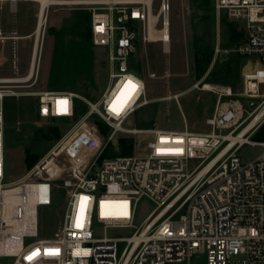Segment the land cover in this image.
Segmentation results:
<instances>
[{
  "label": "built area",
  "instance_id": "1",
  "mask_svg": "<svg viewBox=\"0 0 264 264\" xmlns=\"http://www.w3.org/2000/svg\"><path fill=\"white\" fill-rule=\"evenodd\" d=\"M154 1L91 0L79 5L90 12L92 45L107 50L110 65V84L99 101L86 102L88 114L110 127L108 141L118 132L152 136L146 155L134 150L100 161L97 156L79 176L65 177L71 167L58 165L52 151L22 178L4 182L0 107V258H11V264H190L192 254L203 252L206 264H264V140H249L264 123V93L259 91L264 84V0L213 2L217 18L242 21L245 31L244 41L234 49H221L217 43L214 56L234 52L257 57L259 66L243 74L238 92L230 86L209 90L217 99L205 120L207 132H192L186 126L183 130L123 127L149 103L144 81L130 70L138 44L159 42L167 52L170 43V0H159L155 12ZM149 12L154 21L150 22ZM150 26L163 31L161 39L148 38ZM4 39L0 31V41ZM29 74L27 68L23 76ZM9 84L13 83H0V89L11 88ZM6 96L7 91H0V100ZM77 97L69 91H40L37 115L45 120L70 119ZM241 99L250 102V111ZM93 136L95 129L88 125L62 145L72 164L79 155L74 158L69 146L79 138L74 151L80 154L91 146V158L99 147ZM244 144L258 145L262 152L242 161L237 152ZM58 189L65 201L60 222L54 236L41 237L40 209L52 205ZM143 197L155 207L135 226L137 203ZM99 227L133 232L127 237H97ZM50 249L58 253L47 254ZM37 251L33 259H26Z\"/></svg>",
  "mask_w": 264,
  "mask_h": 264
},
{
  "label": "rangeland",
  "instance_id": "2",
  "mask_svg": "<svg viewBox=\"0 0 264 264\" xmlns=\"http://www.w3.org/2000/svg\"><path fill=\"white\" fill-rule=\"evenodd\" d=\"M214 0H170V43L164 52L159 42L138 44L130 59V70L145 83V98L149 103L137 110L123 124L128 129L183 130L207 132L206 118L213 113L216 95L202 87L230 86L240 91L243 74L259 66L257 57H247L234 52L214 56L218 43L221 49H234L245 39L244 23L219 18L213 9ZM159 0H155V12ZM38 3L33 1L1 2L0 31L5 38L0 41V78H15L26 74L37 22ZM90 12L77 5L52 6L46 12L39 43L38 75L30 82L9 84L8 96L0 100L4 113L3 159L5 181L22 178L29 168L52 151L56 163L71 167L65 177L79 176L90 162L102 158L130 155L135 150L146 155V144L152 140L148 134L133 136L118 132L108 141L111 129L95 115H89L86 102L99 101L109 82L108 52L91 42ZM236 32V33H235ZM238 32V33H237ZM199 41L211 54L204 71L195 68L194 42ZM37 67V63H36ZM12 83V82H11ZM2 86V85H0ZM40 91H69L75 99L74 116L70 119H41L37 115V94ZM264 93V84L259 87ZM175 96H177L175 98ZM250 111V102L241 99ZM95 129L93 139L98 148L91 158V146L79 154L75 147L79 138L69 146L74 158L72 164L61 149L81 129ZM223 133H226L223 132ZM250 141L264 140V123L249 136ZM92 144V143H91ZM128 146V147H127ZM73 147V148H72ZM77 149V148H76ZM81 149V148H80ZM262 152L258 145L244 144L237 152L242 161H248ZM88 161H85L87 160ZM30 165V166H29ZM64 192L56 190L52 205L40 209V226L44 236H54L64 208ZM155 204L143 197L137 203L135 226L154 209ZM131 229L99 227L97 237L114 238L130 236ZM11 258H0V264H11ZM190 264H206L203 252L191 255Z\"/></svg>",
  "mask_w": 264,
  "mask_h": 264
},
{
  "label": "bare ground",
  "instance_id": "3",
  "mask_svg": "<svg viewBox=\"0 0 264 264\" xmlns=\"http://www.w3.org/2000/svg\"><path fill=\"white\" fill-rule=\"evenodd\" d=\"M17 2V1H33L38 3V12H37V22H36V28L34 31V41H33V45L31 48V56H30V64L28 66V70H30V74L27 75V77L23 76V77H17V78H13L10 80H3V79H7V78H0V83H13V82H20V83H25V82H30L31 80L34 79V75L36 72V63H37V58H38V48H39V43H40V36H41V32H42V27L43 24L45 22V17H46V12L47 10L52 7V6H68V5H85V4H91L92 2H90L91 0H0L1 2ZM148 2H150V0H148ZM156 18L155 16L149 12V20L154 21ZM163 32V31H162ZM160 31H157L156 28H153L152 26L149 27L148 29V33L147 36L150 40H157V39H161V33ZM164 32L168 33V29H165ZM165 37H167V35H164ZM212 87L205 85L204 87H202L203 90H210ZM177 96H175L176 98ZM253 123V122H252ZM251 123V124H252ZM251 124L245 128L242 132V134L247 131L249 129V127L251 126ZM241 134V136H242ZM232 142L235 140V138H231ZM232 146V144L228 145L227 148H230Z\"/></svg>",
  "mask_w": 264,
  "mask_h": 264
},
{
  "label": "trees",
  "instance_id": "4",
  "mask_svg": "<svg viewBox=\"0 0 264 264\" xmlns=\"http://www.w3.org/2000/svg\"><path fill=\"white\" fill-rule=\"evenodd\" d=\"M194 50H195V59H194L195 68L198 71L202 72L207 67V65L210 61L211 54L207 53L206 47L202 43H200L199 41L194 42ZM128 149H130V143H129ZM128 149H125V152L123 153V155L128 152Z\"/></svg>",
  "mask_w": 264,
  "mask_h": 264
},
{
  "label": "snow or ice",
  "instance_id": "5",
  "mask_svg": "<svg viewBox=\"0 0 264 264\" xmlns=\"http://www.w3.org/2000/svg\"><path fill=\"white\" fill-rule=\"evenodd\" d=\"M128 86H131L132 88H135V85H132L131 82H129V85ZM57 253H58V250H53V249L47 250V254H49V255H54V254H57ZM38 254H39L38 251L37 252H34L32 255H30L26 259L31 260V259H33Z\"/></svg>",
  "mask_w": 264,
  "mask_h": 264
},
{
  "label": "crops",
  "instance_id": "6",
  "mask_svg": "<svg viewBox=\"0 0 264 264\" xmlns=\"http://www.w3.org/2000/svg\"><path fill=\"white\" fill-rule=\"evenodd\" d=\"M13 2V1H12ZM36 17H37V14H36ZM35 28H36V25H35ZM34 31H35V29H34ZM33 35H34V33H33ZM29 64H30V62H29Z\"/></svg>",
  "mask_w": 264,
  "mask_h": 264
}]
</instances>
